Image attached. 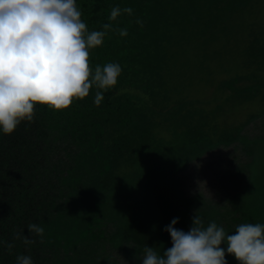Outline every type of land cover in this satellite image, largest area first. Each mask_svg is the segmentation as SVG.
Listing matches in <instances>:
<instances>
[{"label": "trees", "instance_id": "obj_1", "mask_svg": "<svg viewBox=\"0 0 264 264\" xmlns=\"http://www.w3.org/2000/svg\"><path fill=\"white\" fill-rule=\"evenodd\" d=\"M76 3L89 32H106L102 45L89 50L90 68L94 71L97 65L102 68L107 63H117L121 74L114 87L101 90L93 86L85 98L74 99L66 109L54 110L37 104L33 121H22L11 134L0 133V244L6 235L13 233L16 238L22 236L31 241L26 244L29 251L40 248V255L48 252L44 260L37 257V264H76L78 259L69 251L86 233L98 232V216H109L115 222L110 234L112 248L125 252L129 258L144 253L146 246L163 255L172 246L169 234L164 231L172 219H168L162 206L154 205L151 214L146 210L143 202L153 196L150 193L156 186L146 169L163 157L189 155L190 147L199 148L196 154L200 156L239 140L245 144L239 134L264 116V0H76ZM116 6L121 14L109 20L111 9ZM125 7L132 8L131 15L122 11ZM137 18L141 23H136ZM103 24L112 27L105 30ZM119 29H126L127 35L121 37ZM219 44L222 50H218ZM228 50L238 54L243 69V75L232 84L222 85L231 92L225 101L233 105L231 110L227 111L223 104L210 109L204 108L200 101L187 98L176 101L170 95H161L168 90L174 69L178 68L180 74L186 72V59L193 57L202 69L210 61H219ZM97 91L103 92L99 105L93 103ZM244 95H249L248 99ZM257 101L262 105L256 106ZM238 103L247 105L242 114ZM56 131L73 136L87 134L86 159L76 161L62 182H58L63 188L58 195L45 194L47 197L44 195L37 203L34 221L5 229L3 222L8 216L1 211L13 204L17 207V202L23 200L15 180L27 177L23 180L27 199L43 191L41 180L49 174L43 161L52 151L49 141ZM27 136L43 142V150L30 151V144L25 152ZM17 147L19 152L15 154ZM250 149L252 176L231 200L241 217L234 219L235 226H223L213 208L198 209L195 215L205 227L215 222L227 235L241 223L264 224V138L254 140ZM190 159L193 158L187 156L184 164ZM88 168L92 176H87ZM79 181L86 184L82 199L91 198L93 204L81 207L83 213L80 206H71L67 207V214H56L64 195L71 198V188ZM186 202L188 198H184L183 203ZM184 208L183 214L191 213L192 208ZM158 213L161 223L155 224L153 217ZM183 214L174 215L178 218L174 227L187 232L193 216ZM147 215L153 219L149 220ZM94 217L98 218L92 224ZM32 223L43 227V233L28 232L27 226ZM225 259L227 264H239L227 252Z\"/></svg>", "mask_w": 264, "mask_h": 264}, {"label": "clouds", "instance_id": "obj_2", "mask_svg": "<svg viewBox=\"0 0 264 264\" xmlns=\"http://www.w3.org/2000/svg\"><path fill=\"white\" fill-rule=\"evenodd\" d=\"M122 11L131 15L133 10ZM120 14L121 9L113 7L109 20ZM136 23L141 21L137 18ZM111 27L102 25L105 30ZM118 31L121 37L127 35L126 29ZM105 35L87 30L76 0H0V133L11 134L22 121H33L37 104L63 110L74 99L85 98L93 86L114 87L119 64L97 65L93 71L88 62L89 50L102 45ZM102 99L103 92L97 91L93 103L99 105ZM177 221L173 218L164 228L172 246L163 255L146 246L141 264H227L225 252L239 264H264V224L241 223L226 235L215 222L205 227L197 214L187 232L174 227ZM27 229L44 231L35 223ZM24 242L31 243L27 238ZM16 264L33 262L17 255Z\"/></svg>", "mask_w": 264, "mask_h": 264}, {"label": "rangeland", "instance_id": "obj_3", "mask_svg": "<svg viewBox=\"0 0 264 264\" xmlns=\"http://www.w3.org/2000/svg\"><path fill=\"white\" fill-rule=\"evenodd\" d=\"M219 45L218 50H222L221 47L223 46ZM185 61L187 63L186 72L180 74L178 68L174 69L172 78L168 83V90L163 91L161 95L166 94L176 101L185 98L200 101L204 108L210 109L223 104L227 111L231 110L233 105L225 102L230 97L231 92L225 90L222 85L232 84L235 78L243 75L238 54L234 50L223 52L219 61L207 63L210 69L206 66L200 69V63L196 62L193 57ZM248 97L249 95H244V98L248 99ZM261 105L260 102H256V106ZM245 107L247 105L237 104L241 114ZM84 135L88 136L80 133L73 136L68 132L63 134L62 131L54 133L51 142L49 141L52 151L47 152L48 155L46 153L47 160L43 161V164H47L49 170V174L45 175L46 178L41 180L43 191L34 194L31 199H27V195L23 192L25 191L23 180L27 177H22L20 180L16 179L15 184L19 189L18 191H21L23 200L17 202V207L13 204L10 208L1 211L2 215L8 216L3 222L6 224L5 229H15L18 224L23 227L26 223L34 221L35 207L39 201L44 199L43 196L45 194L56 196L60 193L63 188L58 182H62V178L68 174L69 169L75 165L76 161L81 158L84 162L87 157L86 153L89 148L84 143ZM239 135L246 140L245 144L239 140L230 146H222L212 151L203 152L200 156L196 154L199 148L190 147L187 150L190 153L189 155L183 153L171 159L163 157L159 161L155 160L153 164L150 163L152 166L146 171L156 186L153 187V191L150 193L153 196L143 202L148 213H153L154 205H158L167 210L166 216L168 219H173L175 218L174 215L182 217L185 212L184 207L189 206L193 210L191 209V213L183 214V216L190 218L195 216V211L198 209L210 210L213 208L223 226H235L234 219L240 218L241 214L236 210L237 205L231 200L239 191L245 188L252 176V167L250 166L252 156L248 154V151L251 150L254 140L264 138V116L253 121ZM34 139L30 136L26 137V141H24L25 149H23L25 152L29 151L30 144H32L30 151L43 150V142L40 143V140ZM14 149V153L17 154L19 147ZM187 156L193 159L184 164ZM169 169L172 171H169ZM175 171L176 174H174ZM92 174L88 168L87 176H92ZM66 188L64 192H66ZM71 191H73L72 197L65 198L66 195H64L65 199L62 198L64 202L56 209V214L62 212L67 214V207L80 206V208H84L93 204L91 198L82 199L86 192L84 182L79 181L76 183L72 186ZM138 191H140L139 188ZM45 197L47 196L45 195ZM184 198H188L189 202L183 203ZM71 201H73L72 205ZM183 204L188 205L184 206ZM83 208H81L82 213ZM163 214L165 215V213ZM157 215L153 217L155 224L161 223L160 214ZM147 216L149 220L153 219L152 216ZM98 217H100L98 232L86 233V237L81 239L73 250L69 251L74 258L78 259L75 263L141 264L144 253L135 254V256L129 258L125 252L112 248L110 234L114 230L115 222L109 216ZM98 217H94L91 223L94 224ZM128 217H131V213L128 214ZM164 224H166L165 221ZM24 240L25 238L22 236L14 237L13 233L6 235V239L4 237L3 242L0 244V264H16L17 255L31 257L33 264L39 262L38 256H42L43 260L46 259L48 252L40 255L42 253L40 248L29 251ZM8 244L12 245L11 248L7 246ZM2 255L3 257H1ZM44 263L47 264V262Z\"/></svg>", "mask_w": 264, "mask_h": 264}]
</instances>
